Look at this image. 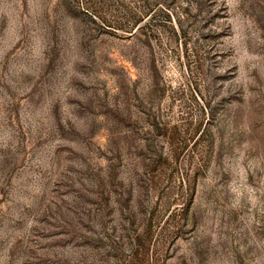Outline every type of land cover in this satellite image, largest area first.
<instances>
[{
  "label": "rangeland",
  "instance_id": "obj_1",
  "mask_svg": "<svg viewBox=\"0 0 264 264\" xmlns=\"http://www.w3.org/2000/svg\"><path fill=\"white\" fill-rule=\"evenodd\" d=\"M0 264H264V0H0Z\"/></svg>",
  "mask_w": 264,
  "mask_h": 264
}]
</instances>
